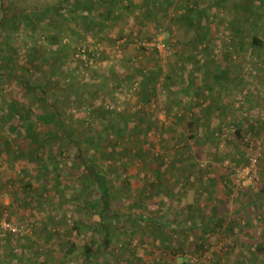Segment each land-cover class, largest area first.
<instances>
[{
    "label": "rangeland",
    "instance_id": "rangeland-1",
    "mask_svg": "<svg viewBox=\"0 0 264 264\" xmlns=\"http://www.w3.org/2000/svg\"><path fill=\"white\" fill-rule=\"evenodd\" d=\"M212 1L177 0L169 16L156 13L151 19L123 6L125 21L117 20L106 32L107 41L85 28L75 6L78 0H5L19 15L38 14L33 28L18 24L12 34L18 39L12 38L11 44L19 61L33 48L41 51L36 54L43 58L39 70H34L37 75L43 68L54 70L56 88L50 96L59 95L56 104L67 126L75 128L77 122L80 127V119L86 118L97 131L92 134L94 144L100 141L113 152L108 142L118 137L124 150L95 154L93 142L84 145L96 168L110 180L114 211L104 219L112 228L115 250L96 252L89 262L84 247H97L100 231L98 192H91L94 184L83 192L80 183L67 180L69 170L64 166L62 178L69 186H59L51 178L52 167L48 171L42 163L13 158L14 149L28 141L25 116L35 119L44 111L41 106L32 105V114L25 111L23 118L0 119V223L16 228L0 227V264H43V259L44 264H104L111 259L136 264L129 254L138 251H144L149 262L160 264H218L226 253L230 264H264V47L251 43L255 34L264 40V3L247 6L235 4L237 0H218L215 7ZM189 4L199 6L207 19L210 31L205 40L176 19ZM191 15L194 22L199 19L197 12ZM153 39L165 43L166 56L139 45ZM150 73L156 79L147 84L148 90L155 87V92L146 104L138 89ZM0 87L5 98L0 107L7 108L12 99L29 107L20 87L10 80H3ZM107 108L114 112L104 118L100 112ZM140 108L145 110L142 120L146 122L138 120L143 128L139 140L148 153L136 158L135 144L127 143L124 130L125 125L131 129ZM12 122L16 130L10 129ZM236 123L244 129L243 138L237 137ZM45 128L49 127L40 126ZM5 140L11 151H6ZM75 153L76 149L68 148L60 161L69 162ZM50 161L48 157L44 163ZM28 180L32 187L24 189ZM196 184L208 186L199 190L202 208L224 219V226L230 224L233 234L223 237V228L216 226L207 235L210 248L204 253L195 250L190 245L199 237L194 226L206 217L197 208L189 219L192 227L183 222L178 235L170 231L172 242L179 237L187 251L169 250L151 235L148 215L172 221L187 214V205H194L200 188ZM174 190L181 209L163 210L165 203L172 202Z\"/></svg>",
    "mask_w": 264,
    "mask_h": 264
},
{
    "label": "trees",
    "instance_id": "trees-1",
    "mask_svg": "<svg viewBox=\"0 0 264 264\" xmlns=\"http://www.w3.org/2000/svg\"><path fill=\"white\" fill-rule=\"evenodd\" d=\"M176 1L177 0H78V2L75 3V6H78L79 14L85 20V28L94 33H98L100 40L109 41V38L106 37V32L111 31L113 27L116 26V21L120 19L121 16H123V14L120 12L123 6L125 7V10L127 9L132 11L134 9H138L141 13H138L139 15H143L151 19L152 16L156 13H163V16H169L170 8ZM254 1H260L261 3H264V0H237L235 4L240 5L242 3H245L247 6H252ZM212 2L213 6H219L218 0H214ZM7 4L8 3L5 2V0H0V86L3 80L8 79L10 80V82H12V84L20 87V89L22 90L21 93H23V98L29 101V107L25 109L26 106L23 105L21 103V100L18 99L7 101V108L4 106H1L2 108L0 107V113L1 110H3V113L0 115V119L10 121L12 119H15L16 116L23 118V112L25 111H27V113L29 112V114H32L31 108H33L32 105L34 106V104L38 105L39 107L41 106V108L44 109L43 112L39 111L40 113L36 115L35 119H32L31 115L25 116L24 132L26 136L25 138L28 141L25 142L24 147H20L21 145H18L17 148L14 149L13 158L15 160L21 159V161L23 162H33L38 166H40L42 163V167L48 168V171H50V167H52L51 172L53 173V175L51 178L55 182V184L59 186L64 184L68 185V182L62 178L63 175L61 169L64 166L68 167L67 169L69 170V174L66 175L67 180L69 179L71 182L80 183V185H82L81 187L83 192H89V185L94 184L96 189L92 190L91 192L92 194H94L96 191L98 192L95 199L97 201V204L98 202L100 203L99 211L97 213L100 216L98 223L100 227V231L98 234L99 242L97 247H93L92 245H85L84 252L87 258H90L96 252H103L107 250L109 252H114L115 247L112 246V228L104 219L106 213H109L110 216L114 215V213H112L114 211L111 207L113 193L110 188V180L104 172L96 168L93 162L94 159L88 156L89 151L84 149L85 143L90 144L91 142H93L94 144V136L92 134L97 131L94 127L91 129L89 123L87 125L88 121H86V118L80 119V127L77 122H75L73 125V127L75 128H69L67 126L64 120V116H62V112L60 111L59 106L56 104L55 99H59V95H54V97L50 96L51 91L56 88V85L53 84V78L55 75L54 70L52 68L46 70L45 68H43L41 70L42 72L39 75H37L34 71L38 69L43 60L42 57L38 58V56H36V54H41L40 50L33 48L32 50L28 51V57H25L20 61L18 60V51L17 49H15V45L13 46V44H11L12 38L18 39V37L17 35L12 34L14 33L15 28L18 26V24H30L31 26L27 25V28H33L35 24L34 19L38 14L31 12L30 14L28 13V15L22 16L19 15V13L8 8ZM185 7H187L186 11L179 14L176 19L182 21L187 25V27L193 28L200 40H205L206 38H208L210 28L207 24V21L205 22L206 17L204 18L199 6L189 4L185 5ZM63 8L64 6L61 5V11ZM248 10L252 11V8H249ZM192 12H197L199 15V19L196 22L193 21V17L191 15ZM96 16L100 19L98 20ZM251 43L259 48L264 47V40L256 34L251 38ZM87 54L90 55L89 57L94 56V52H88ZM49 64L52 65L51 62ZM225 72L226 71L224 69L221 71L222 74H225ZM155 79V74L150 73L148 76H145V80L142 83V86L138 89V94L146 104L150 103L151 98L155 92V87H151V91H149L147 84L149 82H155ZM141 91L142 95L140 94ZM4 102L5 98L2 95V87H0V104L4 105ZM112 112H114L113 109L107 108L104 112L101 111L100 115L106 118L109 117ZM135 113V117L137 120H135V123L132 125L131 129H128L127 125H125L126 127L124 131L125 136H129L127 138V143L135 144L134 156L136 158H139L142 156H146V154L148 153V151L144 148L142 142L139 140L141 134L143 133V128L142 126H139L138 120L144 119L145 110L140 108ZM142 121L143 123L146 122L145 120ZM189 123L193 124L192 121ZM41 125H46L49 128L40 130ZM234 125V130L237 134V137L243 138L244 129L242 125L238 123ZM87 126L89 129L87 128ZM9 127L10 129L16 130L17 124L12 122ZM149 127L151 128L150 125ZM74 129L75 131H73ZM189 129H193L192 138H194L196 135V133L194 132V128L191 127ZM81 132H83L84 134H82ZM99 144L100 141L92 146L95 149V154H106L108 151L110 154H113V152L118 153L124 150V148H122V141H120L118 137L108 142L109 147L115 149V151L113 152L103 148L101 144ZM9 147L10 143L8 142V140H5L6 151H11V148ZM70 147L76 149V153L73 155V159H71L67 163L60 161L61 157H63L62 154H65L67 149ZM48 157L51 158L50 163H44L45 158ZM83 176H86L87 180L92 182L88 183L82 178ZM129 183L130 182H127L126 184L129 185ZM31 187V182L29 180L26 181L24 189H29ZM199 190H201V188H198L196 191L195 202L193 203L194 205H187L189 212L187 214L183 213L182 217H177L171 221L170 219H166L163 216H156L155 213H151L150 215H148V221L151 225V235L154 238L161 239L162 245L165 246V248L169 250H172V248H176L179 250L187 251L183 246H181V240L179 239V237H176V240L172 242V238H170V231H172L173 234L178 235L184 228V225L182 224L183 222H185V224L187 225L189 224L192 227L193 223L191 224L189 219L194 217L192 213H195L197 208L203 211L206 217L203 218V220H200L196 224V226H194V229L197 231V235L199 237L198 241L194 244L190 240V245H193V248L195 250H199L204 253L207 249L210 248V242H208L207 235L209 234V232L211 233V231H215L214 227L216 226H218L217 228H219V230L223 228L221 231L223 237L230 238L232 236L233 229L230 224L224 226V219L219 220V218L211 216V212L206 211L204 207L202 208L199 201L201 197V192H199ZM175 195V190L172 191V193L170 192L172 202L165 203L164 209H161H181V206L177 205L178 202L174 200V197H176ZM228 254L230 253H226L227 256H225L223 260L221 257V259L218 260V264H221L224 261L227 262V260L228 264H230Z\"/></svg>",
    "mask_w": 264,
    "mask_h": 264
},
{
    "label": "crops",
    "instance_id": "crops-1",
    "mask_svg": "<svg viewBox=\"0 0 264 264\" xmlns=\"http://www.w3.org/2000/svg\"><path fill=\"white\" fill-rule=\"evenodd\" d=\"M123 20L125 21V18L122 19V16L120 17V19H118V21H120V22ZM214 181L215 180L213 179V181H210V182L212 183ZM207 185H209V184L207 183ZM207 185L206 184H196L195 188L200 186L201 190H203V189L205 190L208 187ZM62 255H64V253ZM129 255L132 256L131 261H133L134 263H137V264H160L159 260L149 262L148 259L144 258L146 255L144 251H138V252H136V254L130 253ZM84 256H85L86 261L88 260L90 262V259L93 258L95 256V254H93L90 258H87L86 254L84 252ZM40 262L44 264V263H46V259H43ZM118 263H119L118 261H113V259H111V261L110 260L108 262L106 261L104 264H118Z\"/></svg>",
    "mask_w": 264,
    "mask_h": 264
},
{
    "label": "built area",
    "instance_id": "built-area-1",
    "mask_svg": "<svg viewBox=\"0 0 264 264\" xmlns=\"http://www.w3.org/2000/svg\"><path fill=\"white\" fill-rule=\"evenodd\" d=\"M139 45L141 47L146 48V49H156L158 51V53H160L161 56H166L165 55V49H166L165 43H162L156 39H153L151 42L142 41L139 43ZM0 227L10 229V230H14V231L16 230V228L13 227L9 222L8 223L7 222H1Z\"/></svg>",
    "mask_w": 264,
    "mask_h": 264
}]
</instances>
